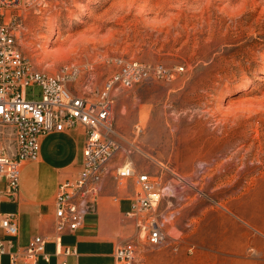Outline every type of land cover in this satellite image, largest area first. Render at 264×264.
Instances as JSON below:
<instances>
[{"label":"rangeland","instance_id":"374dc122","mask_svg":"<svg viewBox=\"0 0 264 264\" xmlns=\"http://www.w3.org/2000/svg\"><path fill=\"white\" fill-rule=\"evenodd\" d=\"M47 3L10 9L21 20L19 47L40 69L77 65L70 87L80 95L97 99L119 59L178 69L113 91L112 127L140 148L137 171L162 170L157 182L176 188L159 206L174 214L166 232L177 250L143 240L140 264H264V0ZM59 148L57 136L42 135L44 161L22 183L52 184ZM111 195L102 199L115 205ZM120 226L121 243L135 229L123 216Z\"/></svg>","mask_w":264,"mask_h":264},{"label":"built area","instance_id":"2783aa9c","mask_svg":"<svg viewBox=\"0 0 264 264\" xmlns=\"http://www.w3.org/2000/svg\"><path fill=\"white\" fill-rule=\"evenodd\" d=\"M35 1L40 6L48 5L47 0H0V201L18 198L22 165L37 160L40 136L82 127L85 140L78 172L57 184L52 236L35 235L26 245L17 246V214L0 213V230L4 233L0 238V264H5L4 255L10 264L48 263L47 242L54 243L56 256L74 254L72 248L62 246L60 236L74 233L83 226L86 215L97 212L107 180L126 188L130 204L123 218L135 229L129 239L115 247L114 264H140L139 242L144 240L151 247L172 246L166 227L174 214L168 206L161 209L159 205L174 195L176 188L170 179L157 182L162 170L159 175L137 171L131 156L140 148L112 127L113 91L130 89L147 79L173 78L178 69L119 59V70L105 82L97 99L80 95L70 87L80 74L77 65L65 64L53 72L40 69L19 47L21 20L10 9ZM169 172L180 187L185 185L183 178ZM110 199L119 201L117 195ZM171 249L177 250V246Z\"/></svg>","mask_w":264,"mask_h":264},{"label":"crops","instance_id":"0c3cea01","mask_svg":"<svg viewBox=\"0 0 264 264\" xmlns=\"http://www.w3.org/2000/svg\"><path fill=\"white\" fill-rule=\"evenodd\" d=\"M58 138L59 149L56 156L61 161L60 166L49 165L50 173H54L55 180L48 186L40 183L38 187L31 188L30 182H26L22 174L27 167L37 162H43L38 156L37 160L29 161L22 165L19 183V195L15 200L3 199L0 204L7 208L0 213H16L18 233L14 238L15 245L23 246L35 235L54 234V193L60 180L73 176L81 166L82 149L85 140V133L82 127L61 132H51ZM48 135V134H47ZM42 140V136L39 138ZM40 152V149H39ZM4 184V181L1 182ZM114 192L119 195V201L108 204L103 199H107V194ZM105 196L101 199L97 212L85 216L84 224L72 234H62L60 241L62 246L72 248L75 253L67 256L54 255V243L47 242L45 251L50 255L49 262L42 260L39 264H114V249L119 242L118 235L121 231L120 219L127 210L124 205H129V199L124 190L113 188L110 180L105 182ZM110 200V198H109ZM4 233L0 230V238ZM2 261L10 264L8 256L4 255ZM26 264V263H16Z\"/></svg>","mask_w":264,"mask_h":264},{"label":"bare ground","instance_id":"6f19581e","mask_svg":"<svg viewBox=\"0 0 264 264\" xmlns=\"http://www.w3.org/2000/svg\"><path fill=\"white\" fill-rule=\"evenodd\" d=\"M212 35H214V33H212ZM213 37V36H212Z\"/></svg>","mask_w":264,"mask_h":264}]
</instances>
